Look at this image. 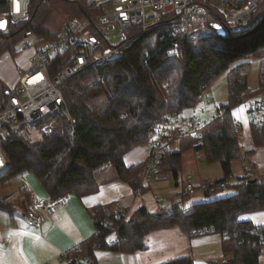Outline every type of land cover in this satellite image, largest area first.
<instances>
[{"label":"trees","instance_id":"trees-1","mask_svg":"<svg viewBox=\"0 0 264 264\" xmlns=\"http://www.w3.org/2000/svg\"><path fill=\"white\" fill-rule=\"evenodd\" d=\"M65 2L71 17L97 9L93 0ZM7 9V0H0V17ZM47 11V3L34 0L28 20L9 22L6 29H0V57L4 53L18 55L28 33L37 34L43 41L57 36L59 32L53 33L42 25ZM257 14L258 18H253L239 33L223 24L211 25L208 36L180 42L178 56L168 55L171 49L168 38L163 37L160 29L154 30L138 38L109 64L89 67L71 77L61 86L70 115L66 111L57 114L51 134L33 137L24 122L16 126L4 124L9 136L0 138L7 160L6 168L0 172V184L7 185L14 176L30 172L39 178L49 198L92 194L99 190L102 180L110 179L127 182L136 194L139 188L144 192L147 187L142 186V170L146 161L127 165L125 155L151 140L162 115L195 109L205 89L226 72L228 101L204 125L202 143L196 144L197 139L188 130H176L171 141L180 137L181 148L166 151L156 173L161 177V173L171 172L178 178L185 150L204 153L208 162H220L224 173L204 190L206 200L187 205L189 191L184 188L156 211L142 205L127 219L125 214L116 218L110 206L97 205L90 209V215L95 231L99 232L73 247L70 255L87 257L90 264H95L96 249L121 253L144 250L150 231L179 226L188 234L222 235V250L231 257L211 264H261L263 250L257 233L264 231V224L243 217L264 211V177L246 166L243 176L228 179L233 175V161L244 156L241 126L233 116V109L251 98L262 97L264 91V1ZM68 57L58 54L54 68L65 66ZM252 57L259 59L255 89L248 83ZM163 82H167V87H160ZM9 93L10 87L0 79V110ZM251 125L254 143L264 144V127ZM107 167L113 173L100 179ZM221 182L235 192L219 195L224 188ZM20 192L29 203L34 199L27 187ZM6 203L0 200L11 221L14 207ZM107 218L112 219L109 226L104 225ZM208 226H213L212 231L205 229ZM161 264H193V261L184 256Z\"/></svg>","mask_w":264,"mask_h":264},{"label":"built area","instance_id":"built-area-1","mask_svg":"<svg viewBox=\"0 0 264 264\" xmlns=\"http://www.w3.org/2000/svg\"><path fill=\"white\" fill-rule=\"evenodd\" d=\"M34 0H7V12L0 17L7 23H19L31 17ZM77 1V0H75ZM97 9H88L82 16L69 18L65 28L52 39L45 40L41 46L35 47L28 68H17V82L10 86L8 99L0 110V138L9 136L5 123L24 122L38 136L51 134L55 128L56 115L66 111L69 113L62 84L71 77L92 66H104L128 50L142 35L160 29L164 38H168L171 49L169 56H178L180 42L197 40L211 33L212 24L226 25L232 32L244 30L258 13L264 0H93ZM116 27V40L110 42L108 29ZM60 53L68 54L67 64L57 69L54 60ZM167 87V82L160 84ZM208 94H201V101L207 110ZM246 105L251 123L259 128L264 127V97L247 100ZM70 115V113L68 114ZM198 119L194 115L183 112H171L162 115L156 124L150 140V154L146 166L142 170V186L159 170V162L166 151H179L176 141L171 136L180 128L188 130L194 136L196 144L202 143L203 127L209 119ZM73 122L75 120L73 119ZM16 126V125H15ZM175 142V143H174ZM245 164V162H243ZM7 166V160L1 147L0 139V172ZM229 175L228 179H233ZM227 179V180H228ZM209 183L203 184L205 190ZM221 182V187H226ZM185 189L194 190L192 183ZM142 188L138 189L140 193ZM70 194L56 198H35L27 206L25 220L31 227H41L44 214L53 215L58 207L66 204ZM161 200L165 201L164 198ZM116 218L128 211L116 210ZM112 224V219L104 220V225ZM212 231L213 226L205 228ZM99 230L95 231L97 234ZM257 239L264 251V231L258 230ZM63 252L59 259H66L74 264H90L87 257H72ZM49 264V263H46ZM261 264H264L262 258Z\"/></svg>","mask_w":264,"mask_h":264},{"label":"crops","instance_id":"crops-1","mask_svg":"<svg viewBox=\"0 0 264 264\" xmlns=\"http://www.w3.org/2000/svg\"><path fill=\"white\" fill-rule=\"evenodd\" d=\"M34 52L35 49L27 56L19 59L18 65L13 68L16 78L12 86L18 79L17 68H28L31 65V57ZM234 109L233 116L241 126L240 134L243 132L245 136L249 128V134L252 136V125L247 127L248 114L239 109L236 117ZM240 144L243 146L242 140H240ZM247 148L250 149L246 150ZM258 149H264V144L257 145L253 142L245 148L248 151L245 156L233 161L232 174L235 178L245 174V167L248 165L247 160L253 165L254 172L260 174L261 164L257 162L256 157ZM150 150V145L148 148L143 147V145L133 148L125 155V163L132 165L146 161ZM101 182L99 190L95 193L82 197L70 194L67 203L60 205L55 214H44L41 227H31L25 224L27 223L25 212L19 209L25 220V222L20 223L13 212L14 219L11 221L8 220L9 218L7 219L1 236L2 239H0V264H70L66 259H59V256L63 252L70 253L73 247L95 233L94 222L90 215L91 208L97 205L110 206L114 211L124 210L131 215L134 210L142 205H145L150 211H156L160 206L161 198L155 197L151 193V189H148L150 187L149 181L144 184L147 190L140 193L137 191V194L130 184L121 179L102 180ZM188 183L192 182L188 181ZM205 183L207 182H201V185L203 186ZM177 186L178 183L176 182V185L170 188V195L175 196L179 193ZM193 186L195 185L193 184ZM30 192L34 199L48 196L45 190L43 194L38 193V195L33 191ZM253 214H246L244 219L252 220ZM253 222L264 224V221L257 219ZM146 244L147 247L144 250L132 253L96 249L95 264H161L184 256H189L193 264H211L224 260L223 256L226 255L222 250V235L220 233L188 234L179 226L157 228L150 231L146 238Z\"/></svg>","mask_w":264,"mask_h":264},{"label":"rangeland","instance_id":"rangeland-1","mask_svg":"<svg viewBox=\"0 0 264 264\" xmlns=\"http://www.w3.org/2000/svg\"><path fill=\"white\" fill-rule=\"evenodd\" d=\"M45 3H47L48 11L46 15L44 16L42 25L49 31L53 33H58L62 31L69 18L71 17V12L66 7L65 0H43ZM255 19L258 18V14L255 15ZM118 33V30L116 27L108 29V35L110 42H114L116 40V35ZM43 40H40L39 36L35 33H32L30 36L25 37L22 41V47L18 55L12 56L9 53H4L0 57V78L4 83L9 84L12 86L14 83V79L16 78V74L13 70V68L18 65L19 59L27 56L32 50L35 49V47L41 46ZM251 60V68L249 73V79L248 83L250 87L253 89L258 87V79H259V59L257 57L250 58ZM9 86V87H10ZM205 93L208 94L207 99V110L203 111L202 109L205 107V104L201 101L196 108L193 109H185L184 114H191L196 116L198 119H208L209 114L215 115L217 108L221 106V104H225L228 101V85H227V75L226 72L221 73L218 77L212 81V83L205 89ZM261 96L264 97V91L261 93ZM239 109L241 112L248 114V126L245 124V126L249 127L251 124V118L248 113L247 107L245 104H239L234 109V114L237 117ZM12 125H17V123H13ZM33 137L38 136L35 135L33 132H31ZM240 140H242V150L245 156V152L248 153L247 148L248 145H251L254 140L252 139V136L249 134V128L247 134L242 132L240 134ZM178 144H176V147H179V150L181 148V140L176 141ZM175 143V142H174ZM150 145V141L148 143L143 144V147L148 148ZM257 162L261 164L260 168V174L262 177H264V149H258L256 152ZM247 162V169L249 170V167L254 172V167L251 165L250 162ZM110 167H107V169H104L102 173L100 174V179L103 177H107L111 172L113 173L112 169H109ZM112 168V167H111ZM158 172V171H157ZM157 172L154 173V175L149 178L150 187L148 189H151V193L155 197L165 198V201L160 200L159 204H166L168 200H170V188H173V186L176 185V182L178 183V192H182L185 186H187L186 183L188 181L192 182L195 187L194 190L191 192H188L186 189V192L189 194V198L186 200V204H192V203H199L206 200V196L204 195V191L202 189L201 182H207L211 183L215 180L221 179L224 175L223 169L221 166V163L218 161L215 162H208L204 153L197 152L194 149H188L185 150L182 154V169L179 172L178 178H175L174 175L170 173L163 172L161 173V177L157 176ZM256 173V172H255ZM236 180V179H235ZM23 187H27L30 191H33L36 195L38 193L43 194L44 193V187L41 181L34 173H26L24 175H17L14 176L10 183L7 185L0 184V200H3V202H7L6 204H12L13 205V212L16 217V219L22 223L25 222L23 218V214L21 211L22 209L27 207L29 202L26 201L21 194V189ZM147 190V188H146ZM145 190V191H146ZM235 191L232 188H223L220 189L218 194L222 196H228L232 195ZM42 198V197H41ZM20 204V205H18ZM24 204V205H23ZM24 206V207H23ZM21 211H20V210ZM8 211L0 206V239H2V234L5 229V224L7 222ZM245 218V217H243ZM253 221H264V212H256L252 215L251 218ZM9 220V219H8ZM27 224V223H25ZM224 259H228L231 257V254H226L223 256ZM261 258L264 259V251L262 253ZM68 261V260H66ZM69 262V261H68ZM72 264L71 262H69Z\"/></svg>","mask_w":264,"mask_h":264},{"label":"water","instance_id":"water-1","mask_svg":"<svg viewBox=\"0 0 264 264\" xmlns=\"http://www.w3.org/2000/svg\"><path fill=\"white\" fill-rule=\"evenodd\" d=\"M0 21L4 22L3 26L0 27V29H6V28H7V25H8L7 20H6V19H1ZM213 25H215V24H212V26H213ZM31 34H32V33H28V34L26 35V37L30 36ZM253 181H255V179H254Z\"/></svg>","mask_w":264,"mask_h":264},{"label":"snow or ice","instance_id":"snow-or-ice-1","mask_svg":"<svg viewBox=\"0 0 264 264\" xmlns=\"http://www.w3.org/2000/svg\"><path fill=\"white\" fill-rule=\"evenodd\" d=\"M3 24H4V22L0 21V27H2V26H3Z\"/></svg>","mask_w":264,"mask_h":264}]
</instances>
